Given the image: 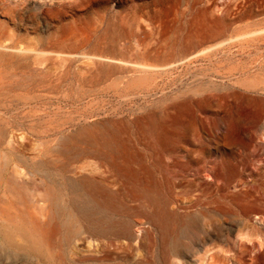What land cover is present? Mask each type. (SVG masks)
Masks as SVG:
<instances>
[{
  "label": "rangeland",
  "instance_id": "374dc122",
  "mask_svg": "<svg viewBox=\"0 0 264 264\" xmlns=\"http://www.w3.org/2000/svg\"><path fill=\"white\" fill-rule=\"evenodd\" d=\"M263 127L264 0H0V264H264Z\"/></svg>",
  "mask_w": 264,
  "mask_h": 264
},
{
  "label": "bare ground",
  "instance_id": "6f19581e",
  "mask_svg": "<svg viewBox=\"0 0 264 264\" xmlns=\"http://www.w3.org/2000/svg\"><path fill=\"white\" fill-rule=\"evenodd\" d=\"M60 40H66V38H64V37H55V36H51L50 37V39H46V40H41L40 41V43H41V47L42 48H44V49H47V50H49L50 48H52L53 46H52V42H54V41H60ZM103 43V42H102ZM87 46V45H86ZM55 47V46H54ZM82 47H84V45H82ZM102 47H103V45L102 44H97L96 46H95V48H96V50H98V51H100L101 49H102ZM54 49V48H53ZM45 53H46V51H45ZM48 53V52H47ZM50 53V52H49ZM56 55H58V54H56ZM65 58L66 57H58V58H56V60H58V61H60V60H65ZM44 61L45 60H48V59H43ZM39 61H42V60H39ZM36 62H38V60L36 61ZM263 129H264V127H263ZM251 135V137H253V134L251 133L250 134ZM96 152V151H95ZM94 152V153H95ZM93 153V152H92ZM99 153V152H98ZM99 155H101V154H99ZM19 157V156H18ZM22 160V159H21ZM36 163V162H35ZM42 162H40V164H41ZM45 167V166H44ZM113 167L115 168V169H117V171H119V173H121L122 172V170L116 165V164H113ZM40 168H42L41 166H40ZM2 170H3V168H2ZM2 172V171H1ZM38 172H41L42 173V171H38ZM39 174V173H38ZM45 174V177L46 178H48L49 176L46 174V173H44ZM30 175H32L31 177H33V176H36V175H34V173H32V174H30ZM47 175V176H46ZM44 176V175H43ZM42 177V176H41ZM35 178H37V177H35ZM45 178V179H46ZM31 179V178H30ZM49 179V178H48ZM47 179V180H48ZM51 179V178H50ZM49 179V180H50ZM32 180V182H31V184L33 183V182H35V181H33L34 179H31ZM31 180H29V181H31ZM38 181V180H37ZM70 181V180H69ZM72 181V180H71ZM41 179H40V184H41ZM43 182H45L44 180H43ZM50 182V186L48 187L49 188V191L47 192V194L45 193H42L43 195H40V197L43 199V200H41V199H36V197H35V195H36V193H38L37 191H36V193H35V195H34V192H32L33 194H31V191H32V189H30L29 187H27V184H25L26 182H24V183H22L21 182V180L19 181V183H18V179L16 180V179H14L13 178V176H12V178H11V176L9 177V179L8 178H6V176H3L2 174L0 175V191L1 190H8L9 192H13V193H16V190H17V195H18V188H20V186H21V188H20V190L23 192V188L24 187H26L25 189V193H27V194H29L28 196H30V195H34V197L32 196V197H29L28 198V202H29V205H28V202H27V200H26V202L25 203H27V205L26 206H29L28 207V209L29 208H34L36 211H37V213H39L38 215H39V217H37L36 215H35V213H33L34 215H30V218L33 220H31L30 222H32V225H34V228L36 229V230H41L42 229V227L44 226V227H47L48 228V230L50 229V225L52 226V222H53V220L54 219H57V218H55L54 216H55V214L56 215H58V217H60V216H62V214H63V212H64V210H65V208H66V202H65V200H64V198L59 194V195H57L55 192H54V190H53V184H52V182H51V180L49 181ZM87 182V181H86ZM72 183V182H71ZM21 184V185H20ZM23 184H24V187H23ZM30 184V183H29ZM33 184H35V183H33ZM38 184V183H37ZM43 185H45L44 183H42ZM41 184V185H42ZM60 184V183H59ZM12 185H15V187L13 188L12 187ZM42 185V186H43ZM70 185H72V188H73V190H74V192H75V194L77 195V197L78 198H80L81 199V201L82 202H85V203H89V204H92V205H94V206H97V207H100L101 208V201L98 199V198H96V196L98 195L97 193H98V191H97V193H96V188L93 186V185H89L88 184V188H89V191H83L82 189L83 188H80V186H78L77 184H70ZM34 186V185H33ZM36 186V185H35ZM39 187V186H38ZM42 189L44 188V187H41ZM34 189V188H33ZM38 189V188H37ZM31 190V191H30ZM40 191H42V190H40ZM30 192V193H29ZM59 193V192H58ZM64 193V192H63ZM20 194V193H19ZM39 194V193H38ZM37 194V195H38ZM67 194V193H66ZM97 194V195H96ZM102 194V193H101ZM65 195V194H64ZM103 195V194H102ZM26 196V195H25ZM27 196V197H28ZM99 196V195H98ZM97 196V197H98ZM37 197H39V196H37ZM31 198V199H30ZM30 199V200H29ZM23 200V199H22ZM68 200V199H67ZM258 201H259V199L256 197V196H252V199H251V202H253V203H258ZM250 202V203H251ZM43 203L45 204V203H48L47 204V206L49 205L52 209L49 211V216H48V219H47V221L44 223V225H42V218H44V217H46L45 216V212L46 211H44L46 208L44 207V206H46V205H43ZM46 206V207H47ZM48 208V207H47ZM71 208V207H70ZM77 209L79 210L78 212H80L81 214H82V216H83V218H84V220H87V221H90V222H92L93 221V216H92V214L90 213V211L88 210V208L86 209H84V208H81V207H77ZM30 210V209H29ZM47 210V209H46ZM73 212V211H72ZM44 213V214H43ZM42 216V218H41V216ZM69 215V214H68ZM158 215L159 214H155V216L156 217H158ZM36 216V217H35ZM24 217H26V215L24 216ZM28 218L29 217H27V222H28ZM26 219V218H25ZM44 219H46V218H44ZM44 219H43V221H44ZM62 219V218H61ZM55 221V220H54ZM59 221H60V219H59ZM26 222V223H27ZM58 223V222H57ZM28 224V223H27ZM80 223H79V221H78V218L76 217V215L73 213H71L70 215H69V217L67 218V221H65V223H63V227H64V229H65V235H66V240H67V242L66 243H68V241L69 240H71V239H73V237L74 236H76V235H78L79 233H81L83 230H82V227L79 225ZM57 225V224H56ZM57 227V226H56ZM46 229V228H45ZM47 230V231H48ZM51 231H52V233H54L55 231H56V229L55 228H53V229H50ZM60 230V229H59ZM16 232H18V233H20L25 239H26V241H27V243H28V246L26 247V250L25 251H28V252H30V253H32V255H33V257L34 256H38V257H35V260H36V263L37 264H41V262L42 263H44V264H52V262H51V260H44L43 258H41V257H39V254H37V252H38V250L37 249H39V247H38V245L36 244V242H35V240H34V238H33V235H32V233L30 232V230L28 229V228H26V226L24 227H19V228H17L16 229ZM35 232V231H34ZM40 232V231H39ZM41 232H42V230H41ZM40 232V233H41ZM15 233V232H14ZM36 233H38V232H36ZM40 233H38V234H40ZM49 234V233H48ZM47 234V235H48ZM58 234V233H57ZM13 232L11 233V234H9V232L7 231L6 233H3L2 234V236H3V239H4V241L5 242H8V243H11V240L13 239ZM45 235V234H44ZM41 237H44V236H41ZM55 237V236H54ZM75 239V238H74ZM244 240H250L248 237H245L244 238ZM49 242V241H48ZM71 242H72V240H71ZM40 244H41V241H40ZM243 245H245V244H243ZM260 246V245H259ZM261 247V246H260ZM251 248V247H250ZM254 249V248H253ZM248 250H250V249H247L246 248V251H248ZM251 251H253V250H251ZM250 252V251H249ZM252 253V252H251ZM261 257H264V254H262V256ZM59 259H61V258H59ZM254 259V258H253ZM252 259V260H253ZM63 263V262H62Z\"/></svg>",
  "mask_w": 264,
  "mask_h": 264
}]
</instances>
